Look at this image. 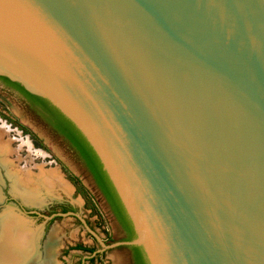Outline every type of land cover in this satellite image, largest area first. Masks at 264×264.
Segmentation results:
<instances>
[{"label": "water", "instance_id": "obj_1", "mask_svg": "<svg viewBox=\"0 0 264 264\" xmlns=\"http://www.w3.org/2000/svg\"><path fill=\"white\" fill-rule=\"evenodd\" d=\"M0 77L99 158L148 264H264V0H0Z\"/></svg>", "mask_w": 264, "mask_h": 264}, {"label": "rangeland", "instance_id": "obj_2", "mask_svg": "<svg viewBox=\"0 0 264 264\" xmlns=\"http://www.w3.org/2000/svg\"><path fill=\"white\" fill-rule=\"evenodd\" d=\"M0 147L4 151L0 153V220L7 213L28 220L27 225L39 234L43 261L54 235V264H133L131 251L116 245L127 236L126 231L113 217L69 142L38 107L1 81ZM47 173L55 176V185L44 181ZM29 175L43 177L34 197L25 196L17 188L18 180ZM65 203L76 208L74 215H62ZM17 204L36 210L39 217L25 216ZM54 213L59 217L51 220ZM80 246L96 253L90 255L79 250ZM92 256L94 261L89 260Z\"/></svg>", "mask_w": 264, "mask_h": 264}, {"label": "trees", "instance_id": "obj_3", "mask_svg": "<svg viewBox=\"0 0 264 264\" xmlns=\"http://www.w3.org/2000/svg\"><path fill=\"white\" fill-rule=\"evenodd\" d=\"M1 78L6 80L8 84L18 87L27 96L33 106L38 107L42 110V115L50 123V125H52L60 135L65 137L73 150L87 165L89 171L94 175L99 188L103 192L108 203L111 205L113 212L115 213L120 224L126 231L127 238L124 242L133 241L136 238V234L130 218L128 217L120 199L118 198L117 193L114 190L106 172L103 170V166L99 158L97 157L85 137L81 134V132L69 119H67L47 100L28 93L18 83L12 82L5 77ZM80 247L81 248H78L79 250H84L85 252L90 253V255L96 253L94 249L84 248L83 246ZM133 248L136 249V253L138 254V264H148L142 248L136 246H133ZM139 252L142 253V256L139 254ZM94 257L95 256H92L89 260L94 261Z\"/></svg>", "mask_w": 264, "mask_h": 264}, {"label": "bare ground", "instance_id": "obj_4", "mask_svg": "<svg viewBox=\"0 0 264 264\" xmlns=\"http://www.w3.org/2000/svg\"><path fill=\"white\" fill-rule=\"evenodd\" d=\"M0 153H4L3 149H0ZM36 153L42 156L44 155V153L39 150H37ZM49 174L45 176L43 174L44 178H42L44 181L46 180L47 185H55V181H57L55 176ZM42 178H38L37 175H29L26 178L23 177L21 180H18V191L27 197H34L39 193V188L42 186ZM49 187L50 186H48V188ZM14 214L7 213L0 220V224L2 225V230L0 228V264H54V260H56L54 259V248L56 245V238L54 235L48 242L47 259L43 261L41 253L39 252L38 232H34V230L27 225L28 220L25 221L23 218Z\"/></svg>", "mask_w": 264, "mask_h": 264}, {"label": "flooded vegetation", "instance_id": "obj_5", "mask_svg": "<svg viewBox=\"0 0 264 264\" xmlns=\"http://www.w3.org/2000/svg\"><path fill=\"white\" fill-rule=\"evenodd\" d=\"M0 81L3 82L4 85H6L7 87H9V88H11V89H14V90L18 91V92H19L20 94H22L27 100H29V99L27 98V96H26V95H25V94H24V93H23L18 87L14 86V85H10V84H8V82H7L6 80H4L3 78H1V77H0ZM29 102H30V101H29ZM38 109H40V108H38ZM40 111H42V110L40 109ZM64 138H65V137H64ZM75 153H76V152H75ZM76 155L79 157V155H78L77 153H76ZM79 158H80V157H79ZM80 160H81L82 164L84 165L86 171L88 172L89 176L91 177V179H92V181H93V183H94L96 189L98 190V192L100 193V195L103 197V199H104L105 203L107 204V206H108L110 212L112 213L113 217L116 219V221H117L118 223H120L119 220L117 219L115 213L113 212V209H112L111 205L108 203L106 197L104 196L103 192H102L101 189L99 188V186H98V184H97V182H96V180H95L94 175L89 171V169H88L87 165L84 163V161H83L81 158H80ZM17 206H19L18 210H19L22 214H24L25 216H27V217H33V218H37V217H39V213H38L36 210H31L30 207H28V206H26V205L23 206V205H18V204H17ZM61 210H62V213H63L62 215H65V214H72V215H74L75 212H76V208H75L73 205H71V204H66V203L63 205V207H62ZM58 217H59V214H58V213H54L53 216L50 217V218H51V220H53V219H56V218H58ZM126 238H127V237H125L123 240H121V242H124V241L126 240ZM121 242H119V243H121ZM120 246H121V247L128 248V249L131 251V256H132V262H133V264H138V254L136 253V249H134L133 246H124V245H120ZM139 254L142 256V253L139 252Z\"/></svg>", "mask_w": 264, "mask_h": 264}]
</instances>
